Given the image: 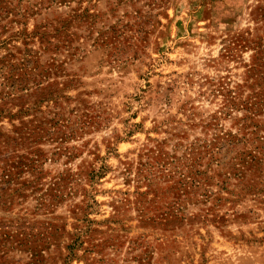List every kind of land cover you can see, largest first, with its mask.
Instances as JSON below:
<instances>
[{
	"label": "rangeland",
	"instance_id": "obj_1",
	"mask_svg": "<svg viewBox=\"0 0 264 264\" xmlns=\"http://www.w3.org/2000/svg\"><path fill=\"white\" fill-rule=\"evenodd\" d=\"M0 264H264V0H0Z\"/></svg>",
	"mask_w": 264,
	"mask_h": 264
}]
</instances>
